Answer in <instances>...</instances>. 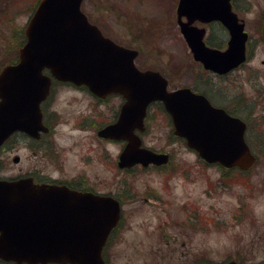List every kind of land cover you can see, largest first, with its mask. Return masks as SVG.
Here are the masks:
<instances>
[{
  "label": "water",
  "instance_id": "obj_1",
  "mask_svg": "<svg viewBox=\"0 0 264 264\" xmlns=\"http://www.w3.org/2000/svg\"><path fill=\"white\" fill-rule=\"evenodd\" d=\"M81 2L41 0L29 20L18 64L0 72V145L14 131L33 135L41 127L39 104L50 85L42 74L46 68L55 79L85 85L97 96L113 93L125 98L118 121L100 132L128 140L124 158H158L135 152L139 142L133 131L143 130L147 105L161 101L172 117L174 133L184 137L188 147L208 163L243 169L252 164L243 122L212 108L188 89L168 93L167 83L158 73L135 68L136 51L116 45L88 22L80 11ZM213 19L230 33L223 52L205 48L203 30L191 26L194 21ZM177 21L194 58L206 68L224 73L245 60L247 35L230 12L229 0H180ZM261 32L264 39V22ZM91 198L62 188H35L27 180L0 181V258L29 264H102L108 221L79 209Z\"/></svg>",
  "mask_w": 264,
  "mask_h": 264
},
{
  "label": "rangeland",
  "instance_id": "obj_2",
  "mask_svg": "<svg viewBox=\"0 0 264 264\" xmlns=\"http://www.w3.org/2000/svg\"><path fill=\"white\" fill-rule=\"evenodd\" d=\"M6 1L1 0L4 8ZM16 1L18 5L12 11L5 8L12 14L8 15L11 17L6 16L3 20V15H0V68L15 59L21 47V28L37 0ZM176 3L177 0H83L81 10L103 35L118 44L139 50L135 61L138 68L158 70L176 87L191 85L190 81L198 70L197 65L190 61L176 24ZM236 6L239 9L236 11L242 12L247 21L246 31L251 36L248 45L251 61L232 77L236 80L237 88H232L231 94H243L247 99L251 98L255 116H259L264 114V65L261 64L264 47L256 45L254 40L259 34L258 22L264 13V0H237ZM189 67L192 70L187 73L189 79H186L182 76L185 73L182 70ZM254 71L262 73L257 80L251 79ZM166 122L164 116L150 122L149 131L143 139L145 145L155 149L185 151L182 143H176L169 137L170 127ZM259 129L263 130L264 125L252 128L249 137L255 152L264 150ZM175 154L163 175L143 173L135 179L136 182H142V187L148 183L162 193L163 213L159 217L149 213L146 217L130 222L132 234L125 233L116 243L113 264L160 262L159 254L146 253L147 243L138 241L136 237L142 233L149 234L157 226L158 219L171 223L166 231L168 234L176 231L182 235L187 233L195 236L191 240V252L202 262L222 263L236 257V250L254 252L248 244L264 234V190L261 188L264 160L260 158L250 173L252 177H244L245 182H242L240 175H236L241 182L231 183L228 192L223 187L225 185L216 184L220 178L218 170L201 168L190 153ZM11 157L12 153L8 154L7 149L0 153V159L8 167L2 172L7 175L15 174L18 168L11 163ZM165 181L169 182V189L163 193L158 184ZM196 209L203 218L201 224L197 223L194 215ZM137 230L141 234H136Z\"/></svg>",
  "mask_w": 264,
  "mask_h": 264
},
{
  "label": "flooded vegetation",
  "instance_id": "obj_3",
  "mask_svg": "<svg viewBox=\"0 0 264 264\" xmlns=\"http://www.w3.org/2000/svg\"><path fill=\"white\" fill-rule=\"evenodd\" d=\"M235 1L233 0L232 5ZM236 14L245 21L246 26L247 21L244 14L242 12ZM262 18L264 19V14ZM198 26L205 30L203 41L207 47L221 50L226 47L229 33L219 22H208L198 24ZM250 38L249 35L247 43L250 42ZM182 39L188 50L190 61L197 65L198 70L197 75L190 81L191 85L184 84L179 87H190L194 93L203 95L213 107L222 109L230 117L242 120L247 125L246 137L248 135L251 138L250 132L253 126L259 128L264 125V114L255 116L251 98L247 99L243 94H231V89L237 88L236 80L232 77L240 69L225 74L205 70L201 63L194 61L188 44L183 37ZM254 43L264 47V42L259 34ZM247 52L248 62H250L251 53L248 48ZM261 64L264 65V59L261 60ZM191 70V67L184 68L182 72L185 73L182 76L189 79L187 73ZM260 74H262L260 71H254L251 79L257 80ZM248 82L250 83V80ZM123 103L124 99L119 95L100 98L93 95L84 86L52 80L49 93L40 104L42 128L38 130L37 136L29 135L26 131L14 132L0 149V153L6 149L8 154L12 153L11 163L18 167L15 174L0 176V179L29 178L36 186L65 188L92 194L98 198H112L118 203L120 216L103 249L104 264H113L112 255L115 253L116 243L125 233L131 232L130 234H132L133 226L130 222L150 214L159 217L163 213L161 208L164 202L161 197L162 193L157 192V189L149 186L148 183L142 187V182H136L135 179L140 178V174L143 173L163 175L166 166L136 164L120 167L119 157L123 151L124 142L99 134L101 130L118 120ZM159 116H164L167 120L166 123L171 127V119L159 102L148 107L145 124L149 125ZM66 123L68 127H64ZM57 124L61 125L59 130H57ZM259 132L262 136L261 140L264 139V129H259ZM141 139L143 144V136ZM174 139L177 138L174 137ZM175 142L178 141L175 140ZM152 150L166 154L168 156L167 163L173 161L176 152L193 153L189 150L174 151L164 148ZM251 153L256 159L255 164L260 161V158L264 160L263 149L258 152L251 150ZM255 164L246 171H240L238 168L225 169L216 165L213 167L201 166V168L218 170L220 178L216 184L225 185L224 189L230 192V186L226 185L227 179H230L233 174H239L240 179L245 182L246 178L244 177H252L250 173L256 167ZM5 168L8 167L0 159V172ZM158 185L163 189V193L169 189L167 181ZM261 188L264 190V174L261 176ZM242 206L243 204H241L240 210H242ZM94 210L107 211L108 208H95ZM195 215L197 218L200 216L197 209ZM157 221V226L149 234H141L138 230L136 232V234H141L136 236L138 241L147 243L146 253L159 254L160 262L153 264H204L198 260L197 255L194 256L191 252V240L195 236L187 235V233L182 235L181 232L176 231L168 234L166 231L171 227V223L166 220L158 219ZM263 235H259L252 244H248L250 249H254V252L236 250V257L233 260L237 264H262L264 262ZM261 255L262 257L259 258Z\"/></svg>",
  "mask_w": 264,
  "mask_h": 264
},
{
  "label": "clouds",
  "instance_id": "obj_4",
  "mask_svg": "<svg viewBox=\"0 0 264 264\" xmlns=\"http://www.w3.org/2000/svg\"><path fill=\"white\" fill-rule=\"evenodd\" d=\"M57 130H59L60 128H61V125L60 124H57ZM64 127H68V124L66 123L65 125H64ZM7 175V173H3V172H0V176H6Z\"/></svg>",
  "mask_w": 264,
  "mask_h": 264
}]
</instances>
